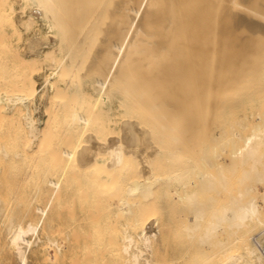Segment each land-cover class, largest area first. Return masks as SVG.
Masks as SVG:
<instances>
[{
  "label": "bare ground",
  "instance_id": "bare-ground-1",
  "mask_svg": "<svg viewBox=\"0 0 264 264\" xmlns=\"http://www.w3.org/2000/svg\"><path fill=\"white\" fill-rule=\"evenodd\" d=\"M23 1L31 6L29 15L24 19L25 26L29 27L36 19H44L48 24L44 36L50 38V41H48V48L42 49L41 52L32 57L19 55L12 56L7 60V54L4 52L12 43L11 40L0 37V126L4 121V116L8 114L5 112H15L24 118L27 136L24 138H27L29 142L38 140L42 144L47 136L52 132L54 133L53 125L47 123L49 116L45 121L47 125L44 123L43 126H46L41 129L39 117H35L31 112L32 103L35 102V95L39 90L36 86L34 73L40 69V63L44 62L50 67L46 81L53 90L52 100L49 98L51 102L56 103L64 97H61L62 95L66 97L68 94L69 96L68 100L62 99V102H64L65 107L67 103H71L70 113L66 111L67 117L64 114L61 116H65L62 119L64 122L69 115L67 126L70 128L69 131L72 130L76 134H73L76 138L74 146L72 141L70 143L72 148L62 149L63 151L59 149L62 154L57 153L64 160L61 170L53 174L48 173L47 176L46 171L42 172L46 178L41 176L42 173L40 175L43 184L40 185L39 189L47 195L48 200L45 204H37V210L41 213L38 218H30L26 222L15 221L17 211L11 210L10 214L15 213L16 215L13 218L5 209V205L9 203V192L0 191V217L5 215L9 220L8 247L20 258L21 262L28 264V249L33 242L29 233L38 231L41 222L48 214L49 208L54 206L55 201L63 196L75 197V194L69 193L72 184L70 172L76 175L80 171L88 179L94 181L92 183H106L109 188L102 186V189H110L109 192H105L108 195L114 193L111 189L122 190V188L124 194L127 192L129 195L122 196L123 191L120 193L116 190V194L120 193L121 197L118 194L119 197L116 201L110 200L111 202H109L114 206L112 212L117 216L118 214L119 216L120 214H122L121 216L124 215V220H121L119 216L117 221L108 219L107 225L109 226L99 234L97 233V237L94 238L100 243L105 242L106 244L108 241L107 243L112 247L109 248L110 251L112 249L115 251L114 254L123 255V264H162L166 259H160L156 256L157 248H161L160 246L170 237L173 238L172 240L181 237L177 234H184L189 241L197 240L194 241L197 242V244L195 243L197 247H191L189 244L190 247L187 248L188 243L185 244L183 239L184 242L181 244L185 245L186 249L183 247V250H179L178 254L175 253V257L173 254L172 259L185 258L186 263L182 260L184 264H264V238H259L264 233V163L262 162L264 153L261 151L264 148V108L261 109V112H257L259 114H255L258 115V119H252L254 120L253 123L248 120L250 114L244 110L254 100L259 99L264 102V0H116L115 7L113 6L115 0L113 2L110 0H108L109 2L106 0L102 2L101 0L103 4L99 0H88L89 3L93 4L94 2L93 7L98 1L101 6L107 2L110 3L108 6H113L111 11L114 15L112 17L107 5L105 8L107 7L106 10L109 11L108 15H111L113 23L107 19V16L105 19L102 18L105 14L107 15L108 11L104 8L102 12L103 7H97V4L96 7L99 10L102 8L100 11L102 14H98L101 17L100 20L97 15L99 12L84 9L86 12L89 11L86 13V19L90 16L88 14L96 13L92 14L94 17L91 16L93 20L90 21L89 18L87 22L95 23L97 20L94 21V18L96 17L100 21L96 22V26H98L97 23H103L107 20L108 24L111 23V28L108 29L110 32H107L110 33V41L108 45L107 43L101 45L106 47V50L102 48L101 50L107 53V50L110 49L108 55L113 56L112 62L111 57H109V61H106L108 64L102 66L107 68L111 62L110 69L107 68L108 71L106 70V77H97L92 83L96 94L90 95L89 93V97L87 96L88 89L82 85L83 73L78 74L73 81L70 80L72 82L70 84L68 83L69 79L67 80L75 70H78L76 68L78 63H75L74 55L76 54V57L81 60L79 54L83 53L79 52L80 49H75V46L78 47L79 45L82 50H86L82 46L84 47L88 40L86 37L88 34L84 35L88 32L80 31L83 32L80 35L84 36L80 38L73 36L74 38L69 45L65 43L69 27L63 23L67 27L65 28L61 24L62 21L59 23L56 19V16L59 19L58 13L64 6L60 5L62 3L60 0H58L59 4L56 0ZM82 1L84 2V0ZM97 8L95 10L99 11ZM92 9L94 10V8ZM14 10V0H0V24H2L0 36H8L7 23L12 25L13 32H19ZM109 16L108 18H110ZM62 17H64V13ZM81 22L79 21V23ZM87 22L85 21L86 27L87 24L90 26V23ZM107 23L104 25L107 26ZM93 25L95 26V24ZM93 25H91V30ZM104 25L99 24L98 28L102 27L103 30ZM74 28L72 29L74 30ZM98 28L95 29L94 27V31ZM82 30L84 29L82 28ZM75 31L74 33H77L78 37V32ZM87 31L89 30L87 29ZM97 35L98 38L100 34ZM100 41H98L99 44ZM86 44L88 45V43ZM64 45L67 47L64 48ZM58 48L64 50L59 52ZM94 51L96 52V50ZM99 54L102 55L103 52ZM81 56V58L86 57ZM105 57L93 56L88 62L93 64L91 65L93 67L99 64L97 65L99 67ZM82 60L80 62L84 63H80L79 69L85 67L84 64H87L88 57ZM6 63L11 66L9 72L6 71ZM103 68L102 71H104ZM6 72L8 76H11L8 73H12L13 80L1 87ZM87 72L89 71L87 70ZM103 75L105 76V73ZM114 89L118 93L120 92L117 100L107 104V100L111 97L110 93ZM114 106H122L121 113L128 114L126 117H122V133L115 135L112 131L106 136L104 134L96 136V133H101L108 127L102 123L103 121L112 120L116 122L118 120L114 114L109 112ZM53 107H55L54 104ZM107 111V115L103 116ZM144 112L145 115H142ZM233 112H240V114H235L234 118H225L233 116ZM130 116H134V118ZM142 116L145 118L144 120ZM66 123L64 122L65 125L60 129L66 128ZM150 126L152 129L157 128V132H151ZM152 133L158 135V140L156 139L155 143L151 139ZM18 136L21 137L22 135ZM68 136L66 137L67 141L71 140ZM45 137L46 139H44ZM50 138L47 139L49 145ZM17 139L16 142H18ZM67 144L69 145V143ZM44 145H46L45 142ZM9 146L7 145V147ZM40 146L38 147L40 148ZM0 149L6 155L9 154L5 146L2 145ZM35 150L34 152H36ZM31 151L29 152L31 153ZM21 152L17 151L19 156L13 158L18 159V161L24 160ZM34 152L32 151L35 155ZM261 153L263 154L262 158ZM100 154H103V157H99ZM21 156L23 157L22 160H20ZM8 158L10 160L11 157ZM57 158L60 161V157ZM15 159L13 162L17 165L18 161L16 160L17 163H15ZM61 162L63 161L61 160ZM246 163H250V171L254 170L252 171L253 174L256 172L257 176L250 173L254 176H252L253 180L256 177L255 182L251 180L252 177L249 178L250 175H247L249 174V170H247L249 167H244ZM47 164L48 161L45 165L47 166ZM57 165L58 162L55 166ZM74 165L79 167V171H75V168L71 170ZM228 165H231L230 168L233 171L235 170L234 174L228 170ZM241 165L244 169L242 167V170L239 171L238 176L240 178H238L235 173L238 169L240 170ZM33 166L31 164L32 174L34 172ZM10 167H7L9 169H7L6 174L7 172L13 173L11 171L13 167L12 169ZM42 167H39L40 170ZM48 167L43 168L48 170ZM17 171L14 172V175L18 173ZM29 172L26 174L28 175ZM229 172L237 177V179L231 177L232 182L234 179L232 184H237L235 188L233 187L235 190L229 189ZM18 174L21 175V173ZM49 174L50 176H48ZM242 174H246L247 177H244L247 179H241L243 178ZM17 178L15 177V180ZM235 179L237 180L236 183ZM238 179H241L239 180L240 183L244 180H247L245 183L250 180L251 182L245 185L238 184ZM79 181L78 183H80ZM258 182L262 184V188ZM106 184L104 185L106 186ZM94 185L99 187L97 183ZM86 190L83 189L80 193H85ZM98 192L100 193V188ZM105 193H100V196L104 197ZM100 196L97 195V199ZM27 199L29 200V197ZM102 200L96 202H102ZM105 200H107L106 197ZM16 206L20 207V204ZM181 229L184 230V233L180 234L183 232ZM220 231H226L227 235L225 238L216 239ZM33 237H35L34 233ZM182 237L184 236L182 235ZM48 241L58 244L56 239L50 238ZM170 246V248L177 247V245ZM58 248L60 251L61 246L59 244ZM100 249L101 247H99ZM92 250H96V248ZM89 251L91 253V250ZM166 251L169 250L166 249L164 252L167 253ZM112 256L110 255V257Z\"/></svg>",
  "mask_w": 264,
  "mask_h": 264
},
{
  "label": "rangeland",
  "instance_id": "rangeland-1",
  "mask_svg": "<svg viewBox=\"0 0 264 264\" xmlns=\"http://www.w3.org/2000/svg\"><path fill=\"white\" fill-rule=\"evenodd\" d=\"M66 0H63V1H61L60 0V2H62V3H60V2H58V0H56V2L59 4L60 3V5H64L63 6V8H61L60 10H61V14L60 13H58L59 14V19H58V17L56 16V19L58 20V22L59 23H61L60 21H62V23L61 24H66V26L67 27H69L68 28V31L65 29V31H67V33H66V37H65V43H68L69 45L71 44L70 42L73 40V38L75 37V38H80V37H82V36H84V35H87L88 34V36H86L87 37V42L86 43H88V45L85 43L84 44V47L82 46V45H80V46H82V48H86V50H82L81 49V47H79V45H78V47H77V45L74 47L75 49H80V51L79 52H83V53H80L79 54V52H78V54L80 55V59L81 60H79V58H77L76 57V54L74 55L75 57L74 58H76V61H75V63L77 62L78 64H77V66L78 67H76L78 70H75L74 71V73H73V75L72 74H70V75H72L70 78L68 77L67 78V80H68V83L70 84V83H72L71 81H73L74 80V78H76L77 77V75L78 74H80V73H83V79H82V85L86 88V89H88V94H87V96L89 97V93H90V95L91 94H96V90L93 88V86H92V83L97 79V77L98 78H103V77H106V72L108 71V69L107 68H109V67H111V65H110V63L112 62V60H113V56L112 55H108V51L110 50V49H108L107 50V53H105L106 51H103V50H106V47L105 46H101V45H105L106 43H107V45H108V43H109V41H110V33H107L108 31L110 32V30H108V29H110L111 28V23L110 22H112L113 23V20H112V17L114 16L112 13V11H111V7H112V10H113V6L115 7V4H116V0L114 1V0H110L111 2H113L112 4H113V6L111 5V7H109L108 6V4L110 5V3H108L109 1L108 0H106V1H108L105 5H107L108 6V8L107 9H110L109 11H111V15H112V17H111V15L109 16L108 14H109V11L108 10H106V8H105V5H103V6H101L99 3L101 2V0H99L97 3H95V7H96V4H97V7H103V10H102V8H101V10H102V12L104 11V8H105V10L106 11H108L107 12V15L105 14L102 18H106L105 16H107V19L110 21L109 23L110 24H108L107 23V21L105 22V21H103V20H101V21H103V23H97L98 24V26H96V22L98 21V22H100L99 20H100V15H98V14H102V12L100 13V11L101 10H99L97 7V10H99V11H96L95 9V7H93L92 5L94 4V2H93V4L90 2L89 3V1L88 0H84V2L81 0H67L66 2H65ZM75 1V2H74ZM80 1V2H79ZM95 1V0H94ZM55 2V3H56ZM68 2V3H67ZM77 2V3H76ZM102 2H105V0H102ZM101 2V3H102ZM64 3H67V4H64ZM83 3V4H82ZM87 3V4H86ZM89 4V5H88ZM103 4V3H102ZM14 5H15V10H14V17H15V20L17 21V23H18V25H19V32H13V30H12V25L11 24H6V27L8 28V36L6 37V36H3V35H1L0 37H1V39H4V38H7L9 41L11 40V43L13 44V46H12V44L9 46V47H7L6 48V51L4 52L5 54H7V60H9V58H12V56H25V57H32V56H34V55H36V54H38L39 52H41L42 51V49H45V48H48V41H50V38L48 39V37H46V36H44V31H46L47 29H48V24H47V22L44 20V19H41V18H39V19H36V20H34L33 21V23L29 26V27H27V26H25V24H24V19H26L27 18V16L29 15V13H30V10H31V6L29 5V4H25L24 3V1L23 0H21V1H19V0H14ZM25 5V6H24ZM67 5V6H66ZM72 5V6H71ZM77 5V6H76ZM99 5V6H98ZM30 6V7H29ZM58 6V5H57ZM62 6H60V7H62ZM66 6V7H65ZM71 6V7H70ZM84 6V7H83ZM91 6V7H90ZM89 7V8H88ZM59 8V7H58ZM73 8V9H72ZM87 8V9H86ZM91 8V9H90ZM92 8H94V10L92 9ZM87 11L88 9H89V11H94V12H99V13H97V15L99 16H97L98 18H99V20H98V18H94V21H95V19L97 20V21H95V23L94 22H89L90 23V26H88L89 24H87V27H86V23H85V21L87 22V20L90 18V21H91V19L93 20V18H91V16H92V14L94 15V14H96V13H94V12H92L91 14H88V15H90L89 17H87V19H86V13H89V11L88 12H86L85 10ZM70 11V12H68V11ZM73 10V11H72ZM78 10V12H76ZM80 10V11H79ZM84 10V11H83ZM65 11V12H64ZM20 12H22V13H20ZM76 12V13H75ZM80 12H82V13H80ZM85 12V13H84ZM63 13H64V17H62L63 16ZM75 13V14H74ZM57 14V15H58ZM69 14V15H68ZM79 17H78V16ZM66 16V17H65ZM108 16L110 17V18H108ZM17 17V18H16ZM61 17V18H60ZM73 17V18H72ZM81 17V18H80ZM92 17H94V16H92ZM76 18V19H75ZM79 18V19H78ZM69 19H70V21H72V22H70L69 21ZM114 19V18H113ZM56 20V21H57ZM81 20H83L82 22H81ZM19 21V22H18ZM64 21V22H63ZM67 21V23H65ZM69 21V22H68ZM79 21L81 22V23H79ZM87 22V23H88ZM21 23V24H20ZM23 23V24H22ZM70 23V24H69ZM105 23H107L106 25L107 26H105L104 24ZM64 24H63V26H64ZM93 24H95V26L93 25ZM99 24H103L104 26H103V30L101 29L102 27H100V29L98 28L99 27ZM21 25V26H20ZM74 25H76V26H74ZM80 25V26H79ZM84 27H86V28H84ZM91 25H93V27H92V30H91ZM109 25V26H108ZM101 26V25H100ZM36 27H38L37 29H36ZM65 27V26H64ZM67 27H65V28H67ZM74 28V27H76V28H74V30L72 29V28ZM84 29V30H82V28ZM94 27H95V29H97L98 28V30H95L94 31ZM107 27V29H105ZM110 27V28H109ZM1 28H2V24H0V30H1ZM35 28V29H34ZM34 29V30H33ZM86 29V30H85ZM87 29L89 30V31H87ZM104 29H105V31H104ZM70 30V31H69ZM76 30V31H75ZM78 30V31H77ZM74 31L75 32H78V37H77V33H74ZM80 31H86V32H88V33H86V34H84V35H80V34H83V32H80ZM94 31V32H93ZM98 32V33H97ZM37 33V34H36ZM70 33V34H69ZM85 33V32H84ZM94 33V34H93ZM1 34V33H0ZM73 34V35H72ZM93 34V35H92ZM97 34H100L99 35V37L97 38ZM91 35V36H90ZM97 35V36H96ZM103 37H102V36ZM28 36V37H27ZM41 36V37H40ZM72 36V37H71ZM74 36V37H73ZM93 36V37H92ZM68 37V38H67ZM90 37V38H89ZM91 37H92V41H91V43H90V40H91ZM101 37V38H100ZM106 37V38H105ZM108 37V38H107ZM43 38H45V39H43ZM95 38V39H94ZM97 38V39H96ZM42 39V40H41ZM71 39V40H70ZM94 39V40H93ZM102 41H100V40ZM104 41H103V40ZM96 40H97V43H96ZM107 40H108V42H107ZM43 41H44V43H43ZM89 41V42H88ZM98 41H100V44H99V42ZM92 42H93V44H92ZM43 43V44H42ZM94 43H96V44H94ZM90 44V45H89ZM92 44V45H91ZM101 46H99V45ZM39 45V46H38ZM91 46V47H90ZM93 46H94V48H93ZM98 46V47H97ZM35 47V48H34ZM67 46H65L64 45V48H66ZM92 48L91 50H90V48ZM103 47H105V48H103ZM38 48V49H37ZM74 48H73V50H74ZM101 48L103 49V50H101ZM107 48H109V47H107ZM30 49V50H29ZM77 49V50H78ZM89 49V51H87ZM37 50V51H36ZM64 49H60V48H58V51L59 52H62ZM82 50V51H81ZM94 50H96V52L94 51ZM99 50V51H98ZM90 51H91V53H90ZM93 51V52H92ZM101 52H103V54L101 55V54H99V53ZM3 53V54H4ZM34 53V54H33ZM74 53H75V51H74ZM77 53V52H76ZM110 53H111V51H110ZM17 54V55H16ZM27 56H26V55ZM31 54V55H30ZM33 54V55H32ZM96 54V55H95ZM81 55H84V56H86V57H83V58H87L88 57V60H87V64L85 63L84 64V66L85 67H82L81 69H79V67H80V63H82V62H80V61H83L82 59L83 58H81L82 56ZM101 56V58H102V56H106L105 58H103V61H102V64H100V68L97 66V65H99V64H96V65H94V67L93 66H91V65H93V64H89V60L93 57V56ZM72 56V55H71ZM79 57V56H78ZM109 57H111L110 58V60H111V62L109 63V65L107 66V68H103L104 66H106L108 63L106 62V61H109L108 59H109ZM72 58V57H71ZM104 59H106V60H104ZM75 60V59H74ZM79 62H78V61ZM84 60H86V59H84ZM102 60V59H101ZM9 62V61H8ZM41 63H42V65H41ZM40 63V69H38V70H36L35 71V77H36V86L39 88V90L37 91V93H36V95H35V102H33L32 103V108H31V112H32V114L35 116V117H39V125H40V128L41 129H43L46 125H47V123H50V124H52L53 125V130H54V133L52 132L49 136H47V139L49 140V138H50V136H51V138H50V141H49V143H50V145L48 144V141H47V139H46V137L44 138V139H46V140H43V142H42V144H41V142H38V140L37 141H35V142H29L28 140H27V138L25 139L24 137H27L26 136V127H25V124H24V118H22L20 115H19V113H15V112H5V113H8V114H6L5 116H4V121H2V124H1V126H0V147L3 145V146H5L6 148H7V150L9 151V154L8 155H6L1 149H0V191H3V192H9V196H10V198H9V203H11V205H9V203H7L6 205H5V209L7 210V213L9 214V215H11L13 218L16 216L15 215V213L14 214H10L11 213V210L12 211H17L16 213H17V217H15L14 219H15V221H23V222H26L28 219H30V218H38L40 215H41V213L37 210V204L38 203H41V204H45L46 202H47V200H48V197H47V195L46 194H44L43 192H41V190L39 189V187H40V185H42L43 184V181H42V177L41 176H45L43 173L45 172V174H46V176H47V174L48 173H54V172H56V171H59V170H61V166H62V163H64V160L63 159H61L62 157L61 156H59L58 154H62V149H65V148H72L73 146H74V141H75V138H76V136H74L73 134H75L72 130H70L69 131V129L70 128H68L69 126H67L68 125V121H67V119L69 118V115H68V118L66 119V120H64V122L66 123V128H62L63 129V131H61L62 129H60L62 126H64L65 124H64V122H63V120L62 119H64L63 117H65L66 116V111H67V113H70V106H71V103H67L68 104V106H67V104H66V107L64 106V102H62L63 100H68L69 99V96H68V94L66 95V97H65V95H62L61 97H63V98H60L61 99V101H57L56 103H53V102H51V100H52V94H53V90L51 89V87H50V84L49 83H47V81H46V76H47V74L50 72V67L46 64V63H44V62H41ZM84 63V62H83ZM82 63V64H83ZM83 66V65H82ZM88 66H91L92 67V70H90V68L88 67ZM96 66V67H95ZM103 66V67H102ZM11 66H8V63H6V71L7 72H9V68H10ZM99 69H98V68ZM86 68V69H85ZM102 68L104 69V71H102ZM48 69V70H47ZM95 69H97V70H95ZM110 69V68H109ZM88 70L89 72H87L86 73V71ZM98 70H100V71H98ZM107 70V71H106ZM82 71V72H81ZM84 71V72H83ZM7 72H6V77L4 78V80H2V83L3 84H1V87L3 86V85H6V84H8V83H11L12 82V80H13V76H12V73L10 72V73H8V74H10L11 76H8L7 75ZM105 73V76L103 75L104 73ZM101 73V74H100ZM103 75V76H102ZM9 77V78H8ZM11 77V78H10ZM5 79H6V81H5ZM71 80V81H70ZM48 88V89H47ZM51 89V90H50ZM117 91V90H116ZM115 91V89H114V91H112L111 93H110V96L111 97H109L110 99H108L107 100V104H110V103H114V101L116 102V100H117V97H118V95H119V93H118V91L116 92ZM112 94V95H111ZM51 95V96H50ZM51 100H50V99ZM66 98V99H65ZM63 99V100H62ZM112 99V100H111ZM49 101H50V103H49ZM69 102V101H68ZM263 101H260L259 99H257V100H254L253 102H250L247 106H246V108L244 109L248 114H250V117L248 118V120L250 121V122H252L253 123V121L254 120H256V119H258V115H255V114H259V113H257V112H261V109L262 108H264V106H263V104H264V102H263V104H261ZM59 103V104H58ZM49 104V106H47ZM53 104L55 105V107H53ZM116 104V103H115ZM261 104V105H260ZM249 105H251V106H249ZM47 106V107H46ZM261 106V108H259ZM48 107H49V109H48ZM251 107V108H250ZM259 109H258V108ZM58 108V109H57ZM64 108H65V111H64ZM55 110V111H54ZM60 110H61V112H60ZM122 110H123V108H122V106H114V108H112V109H110L109 110V112L110 113H112V114H114V116L115 117H117L118 118V120L116 121V122H113L112 120L110 121V120H105V121H103L102 123L103 124H105V125H107L108 127L103 131V132H101V131H98V132H101V133H96L95 135L97 136V135H103L104 134V136H106L107 134H109V133H111L112 131L114 132L113 134H115L116 135V133L118 134V135H120L121 133H122V130H121V127H122V124H123V122H122V120H123V118L124 117H126L128 114H125V113H121L122 112ZM63 111V112H62ZM53 112V113H52ZM55 112V113H54ZM106 113H108V111L107 112H105L104 114H103V116H106L107 114ZM234 114H233V116H230V117H225L226 119H228V118H234V115L235 114H237L238 112H233ZM52 114V115H51ZM54 114V115H53ZM55 114H57V115H55ZM61 114H64L65 116H61ZM148 113L146 112V115H147ZM238 114H240V112L238 113ZM237 114V115H238ZM40 115V116H39ZM142 115H145V112H144V114H142ZM150 115V114H149ZM47 116V117H46ZM48 116H49V120H52V121H49V120H47V118H48ZM51 116V117H50ZM57 116H59L58 118H56ZM124 116V117H123ZM225 116V115H224ZM67 117V116H66ZM123 117V118H122ZM131 118H134V116H130ZM143 117V116H142ZM146 117V116H145ZM147 117H148V115H147ZM22 118V119H21ZM51 118V119H50ZM55 118V119H54ZM42 119V120H41ZM145 118L143 117V120H144ZM252 119H254V120H252ZM47 120V123L45 122ZM146 120H147V118H146ZM14 121V122H13ZM22 121V122H21ZM49 121V122H48ZM63 122V123H62ZM121 122V123H120ZM144 122V121H143ZM44 123L46 124L45 126H43L44 125ZM55 123V124H54ZM58 123V124H57ZM11 124V125H10ZM59 124H61V126H58ZM22 125V126H21ZM24 126V127H23ZM55 126V127H54ZM59 129H58V128ZM98 127V126H97ZM20 128V129H19ZM57 128V129H56ZM68 128V129H67ZM150 128H151V132H154V133H156L157 131V128H153L152 129V127L150 126ZM108 129H110V130H108ZM114 129H116L117 131H115ZM119 129V130H118ZM17 130V131H16ZM19 130V131H18ZM66 130V133L64 134V131ZM95 130H97V128H95ZM56 131V132H55ZM110 131V132H109ZM16 132H18V133H16ZM60 132H62L61 134H60ZM71 132V133H70ZM95 132H97V131H95ZM94 132V133H95ZM56 133V134H55ZM22 135L21 137H19L18 135ZM61 135V136H60ZM64 135V136H63ZM68 135H70V136H68ZM76 135V134H75ZM154 134L152 133L151 134V139H153L154 140V143L158 140V135L156 134V135H154V137H152ZM17 136V137H16ZM53 136H56V137H53ZM59 136V137H58ZM69 137V139H71V140H66V137ZM17 138H19V139H17V141L18 142H16V139ZM54 140H53V139ZM68 139V138H67ZM157 139V140H156ZM14 140V141H13ZM24 140V141H23ZM26 140H27V143H26ZM56 140V141H55ZM153 140H152V142H153ZM10 141V142H9ZM11 141H12V144H10L11 143ZM40 141V140H39ZM47 141V142H46ZM65 141V142H64ZM67 141V142H66ZM71 141H72V145H70V143H71ZM16 144H15V143ZM38 142V143H37ZM44 142L46 143V145H44ZM8 143V144H7ZM52 143V144H51ZM67 143H69V145L67 144ZM5 144V145H4ZM14 144H15V147H14ZM19 144V145H18ZM55 144V145H54ZM64 144V145H63ZM7 145L9 146V145H11V146H9V147H7ZM41 145V146H40ZM44 145V146H43ZM18 146V147H17ZM22 147V149H21V147ZM26 148H25V147ZM36 146H37V148H36ZM38 146H40V148L38 147ZM48 146V147H47ZM54 146V147H53ZM71 146V147H70ZM42 147V148H41ZM43 147H45V148H43ZM50 147V148H49ZM56 147H57V151H56ZM10 150H9V149ZM50 149V150H48V149ZM17 149V150H16ZM36 149V150H35ZM47 151H46V150ZM59 149H61V150H59ZM264 148H262V150L261 151H263V153H264V150H263ZM25 150H28V151H26L25 152ZM30 150H32L33 152H34V150L36 151V152H34L35 153V155L32 153V151H31V153L29 152ZM44 150V151H43ZM52 150H54L53 151V153H52ZM17 151H22L21 153L23 154H21L22 156H24V160H22L23 159V157L21 156L19 159L20 160H22L23 161V163H22V161H18V159H15L17 156H19V155H17ZM41 151V153L42 152H44V153H39ZM46 151V152H45ZM56 151V152H55ZM16 154H15V153ZM27 153V154H26ZM37 153H39V154H37ZM50 153H52V154H50ZM56 153V154H55ZM58 153V154H57ZM2 154V155H1ZM60 154V155H61ZM10 155V156H9ZM12 155H14V156H12ZM26 155V156H25ZM55 155V156H54ZM101 155V156H100ZM99 155V157H103V154H100ZM261 158L263 157V154L261 153ZM16 156V157H15ZM32 156V157H31ZM38 156V157H37ZM8 157H11L12 158V160H11V158H10V160H9V158ZM13 157H15V158H13ZM57 157H60V161H58L59 159L57 158ZM3 158V159H2ZM4 158H6L7 159V161H6V159L4 160ZM54 158V159H53ZM15 159V163H17V161H18V164L16 165V164H14V162H13V160ZM51 159V160H50ZM9 160V161H8ZM17 160V161H16ZM54 160L56 161L55 163H54ZM61 160L63 161V162H61ZM264 158H262V162L264 163ZM37 161V162H36ZM46 161H48V164H47V166L45 165L46 164ZM11 162V163H10ZM24 162H26V163H24ZM57 162H58V167L57 166H55L56 164H57ZM60 162H61V164H60ZM262 162H260L261 164H263ZM4 163V164H3ZM10 163V164H9ZM29 163V164H28ZM45 163V164H44ZM251 163V162H250ZM250 163H246L245 165H244V167L245 168H248L247 170H249V174H247V175H250L249 176V178L250 177H252L253 175L255 176L256 175V172H255V174H253L254 172H252V171H254V170H251L250 171V167L251 166H249V164ZM260 163H259V166H260ZM14 164V165H13ZM23 164V165H22ZM31 164H32V166H33V174H32V167H31ZM37 164H40V165H37ZM55 164V165H54ZM8 165V166H7ZM22 165V166H21ZM25 165H27L26 167H25ZM45 165V166H44ZM264 165V164H263ZM262 165V166H263ZM4 166V167H3ZM11 166V167H10ZM14 166H16V167H14ZM18 166V167H17ZM41 166H43V167H48V170H46V168H43L42 167V170H40V168H41ZM60 166V167H59ZM229 166V165H228ZM7 167H10L11 169H12V167H13V169L11 170L13 173L12 174H9L8 172H7V174H6V171H8L7 169H9V168H7ZM39 169H38V168ZM57 167V168H56ZM225 167H227V166H225ZM225 167H224V169H225ZM231 167V165L228 167V170L230 171L231 170V172H233V174H234V171H233V169H231L230 168ZM234 167V166H233ZM232 167V168H233ZM242 167H243V165H241V167H240V170L238 169V171H236V173L235 174H237V177L238 178H240V176H238V173H239V171H241L242 170ZM244 167H243V169H244ZM16 170H15V169ZM19 170H18V169ZM25 170V172H24V170ZM75 168V169H74ZM238 168V167H237ZM237 168H234V169H237ZM261 169L263 168V167H260ZM4 169V170H3ZM22 169V170H21ZM35 169H37V170H35ZM57 169V170H56ZM72 169H74L75 171H79L78 169H79V167L78 166H75L74 165V167H72L71 168V170ZM227 169V168H226ZM10 170H9V172H10ZM18 170V171H17ZM44 170V171H43ZM50 170V171H49ZM228 170H225L226 172L228 171ZM2 171V172H1ZM18 172V173H21V175L20 174H18V173H15L16 175H14V172ZM30 171V172H29ZM244 172H245V170H243ZM27 172H29L28 173V175L26 174ZM43 172V173H42ZM225 172V173H226ZM244 172H242V173H244ZM3 173V174H2ZM11 173V172H10ZM40 173V174H39ZM41 173H42V175H41ZM79 173H81L80 171H79ZM78 172L76 173V175H73L72 174V172H70V177H71V179H72V184H71V191L69 192V193H71V194H75V197H71V198H69V197H67V196H63L62 198H60V199H58V200H56L55 201V204H54V206H52L51 208H49V211H48V214L46 215V217H45V219L43 220V222H41V224H40V226H39V229H38V231L37 232H31V233H29V237L33 240V242H32V246L28 249V256H29V259H28V264H112L113 263V260H114V263L113 264H123L122 262H123V260H122V258H124L123 257V255H116V254H114V252L115 251H113L112 249H111V251L109 250V248H112L107 242L108 241H106V244H105V242H99V241H95V237H97V233L99 234L101 231H104L105 229H106V227L107 226H109V225H107V222L110 220H114V221H117V220H119V218L121 219V220H124V215L123 216H121L122 214H120V216H119V214H118V216H119V218H118V216L117 215H115L113 212H112V209H113V204L111 205V201L113 202V201H116L117 200V198L119 197L118 196V194L120 195V197H121V194L120 193H122V191H123V188H122V190L121 189H119V190H117V189H111L112 190V192H114V193H111L110 195H108L107 193H105V192H109L110 191V189L108 190V186H107V184L106 183H99V182H96L97 184H99V187H98V185H94V184H96V183H92V182H94V181H92L91 179H88L87 178V176H85V174L83 175V173H81V174H79ZM230 173V172H229ZM250 173H252L253 175H251ZM6 174V175H5ZM23 174V175H22ZM77 174H78V176H77ZM228 174V173H227ZM232 173H230V175H229V177H230V182L228 183V185L230 186H228L229 187V189L231 188H235L236 187V185H234V184H232V183H234V179H233V182H232V180H231V177L233 176V175H231ZM240 174V173H239ZM244 175V174H242L241 176L243 177V178H241V179H247L246 177H247V175ZM25 175V176H24ZM30 175V176H29ZM33 175H35V176H33ZM41 175V176H40ZM7 176V177H6ZM29 178H28V177ZM39 176H40V179H39ZM46 176L45 177H43V178H46ZM48 176H50V174L48 175ZM244 176H246V177H244ZM253 176V177H254ZM257 176V175H256ZM15 177L17 178L16 180H15ZM33 177V178H32ZM35 177H37V178H35ZM233 177H236V176H233ZM237 177H236V179H237ZM253 177H252V179L251 180H253ZM21 178V179H20ZM25 178V179H24ZM27 178V179H26ZM77 178H78V180H77ZM84 178V179H83ZM256 178V177H255ZM254 178V180H253V182H255V179ZM2 179V180H1ZM15 181H14V180ZM18 179H20L19 181H18ZM34 179H35V181H34ZM79 179H80V181H79ZM235 179V180H236ZM241 179H238V184L240 183L239 182V180H241ZM249 179V180H250ZM11 180V181H10ZM12 180H13V183H11L12 182ZM24 180V181H23ZM27 180V181H26ZM38 180V181H37ZM248 180V181H249ZM251 180L249 181V182H247V183H250L251 182ZM78 181L80 182V183H78ZM247 180H244L242 183H240V184H247V183H245ZM18 182V183H17ZM237 182V180L235 181V183ZM92 183V184H91ZM259 183V185L261 186V188H262V184H260V182H258ZM25 184V185H24ZM103 184V185H102ZM104 184H106V186L104 185ZM233 185L232 187H231V185ZM23 185V186H22ZM31 185H32V187H31ZM92 185V186H91ZM102 186L103 187H108L106 190L105 189H102ZM242 185H240V187H241ZM25 187V188H24ZM88 189H87V188ZM95 187V188H94ZM97 187V188H96ZM238 187V186H237ZM243 187V186H242ZM5 188V189H4ZM10 188V189H9ZM15 188H16V191H14L15 190ZM20 188V189H19ZM24 188V189H23ZM80 188H81V190H83V189H87L86 190V192L85 191H83V192H85V193H80L81 192V190H80ZM99 188H100V193H105L104 194V197L103 196H100V193L98 192L99 191ZM233 188V189H234ZM12 189V190H11ZM26 189V190H25ZM33 189H34V191H33ZM96 189H98L97 191H95ZM125 189V188H124ZM232 189V190H233ZM118 192H120V193H117L116 194V192L117 191ZM227 190V189H226ZM235 190V189H234ZM23 191V192H22ZM26 191H27V193H26ZM125 191H127L126 189H125ZM13 192H14V194H13ZM16 192V193H15ZM17 192H19V193H17ZM36 192V193H35ZM97 192V194H95ZM12 193V194H11ZM43 193V194H42ZM87 193V194H86ZM16 194H18V195H16ZM31 194H32V196H31ZM86 194V195H85ZM12 195H14V196H12ZM15 195H16V197H15ZM24 195V196H23ZM98 195V197L100 196V198L99 199H97L98 197H96ZM106 195V196H105ZM109 196V200H108V196ZM18 196V197H17ZM20 196V197H19ZM26 196V197H25ZM31 196V197H30ZM111 196V197H110ZM122 196H129L128 195V193L127 192H125V194H124V191H123V193H122ZM14 197V198H13ZM29 197V200L27 199ZM96 197V198H95ZM105 197L107 198V200H108V202H107V200H105ZM74 198V199H73ZM102 198H104V200L106 201H104V200H102ZM14 199V200H13ZM19 199V200H18ZM20 199H23V200H20ZM25 199V200H24ZM94 199V200H93ZM102 200V202H98L99 203V205H98V203L96 202L97 200ZM111 200V201H110ZM11 201V202H10ZM74 201V202H73ZM110 201V202H109ZM58 202V203H57ZM61 202V203H60ZM104 202V203H103ZM20 204V207L19 206H16V205H18V204ZM25 203V204H24ZM28 203V204H27ZM103 203V204H102ZM92 204V205H91ZM97 204V205H96ZM108 204H110V205H108ZM3 206H4V204H2ZM9 205V206H8ZM91 205V206H90ZM107 205V206H106ZM69 206H71L70 208H68ZM97 206H98V208H97ZM23 207V208H22ZM25 207V208H24ZM103 207H105V209H103ZM110 208V209H108V208ZM9 208V209H8ZM18 208V209H17ZM19 208H21L20 210H19ZM97 208V209H96ZM107 208V209H106ZM3 209H4V207H3ZM15 209V210H14ZM27 209V210H26ZM9 210V211H8ZM96 210V211H95ZM100 211L101 210V212H98V211ZM111 210V211H110ZM94 212H95V215H94ZM99 214H97V213ZM109 212H110V214H109ZM13 213V212H12ZM7 214V215H8ZM97 214V215H96ZM37 216V217H36ZM97 216V217H96ZM5 215H1V217H0V264H23V262H21V260H20V258L8 247V241H9V236H10V229L8 228V224H9V220L7 219V216L5 217ZM17 218V219H16ZM94 218V219H93ZM107 218V219H106ZM117 218V219H116ZM3 219H4V221H3ZM7 219V220H6ZM109 219V220H108ZM5 220H6V222H5ZM5 222V223H4ZM7 223V224H6ZM64 226V227H63ZM95 226H96V228H95ZM98 226V227H97ZM105 226V227H104ZM94 227V228H93ZM98 228V229H97ZM93 229V230H92ZM182 230V229H181ZM67 231V232H66ZM96 231H98V232H96ZM183 232H180V234L181 233H184V230H182ZM33 233H34V236L35 237H33ZM90 235V236H89ZM93 235V236H92ZM96 235V236H95ZM182 235L184 236V237H182ZM182 235H178L177 234V236H181V237H178V239L177 240H172L173 238H169V239H167L166 240V242L165 243H163L162 244V246H160L161 245V243L160 244H158L161 248H157L158 250H157V257H159L160 259H166V261L164 262H162V264H184V262L182 261V260H184L185 261V263H186V260H185V258H179V259H172V256H173V254H174V256L173 257H175V253L176 254H178L179 253V250H183V247H184V249H186V247H185V245H182L181 243L182 242H184V240H185V244H186V242L188 243V247L187 248H189L190 246H189V244L191 245V247L192 246H195V243L197 244V242H194L196 239H194V241L192 240V241H189V239L188 238H186L185 237V235L184 234H182ZM226 235H227V232L226 231H220V233H219V235L217 236L218 238H216V239H219V238H225L226 237ZM171 236H172V234H171ZM173 237V236H172ZM50 238H52V239H56L57 240V243L61 246V249H60V251H59V248H58V244L56 245V244H53V243H51V241H48V240H50ZM66 238H68V240L70 241H68V240H66ZM78 238V239H77ZM181 238V240H180V242H178V240ZM260 239L261 238H264V233L259 237ZM36 239H38L37 241V243L35 242L36 241ZM184 239V240H183ZM187 239V240H186ZM96 242V244H94L95 242ZM174 241H176V242H178V243H175ZM197 241V240H196ZM7 242V243H6ZM49 243V245H48V243ZM67 242L69 243L68 245H67ZM192 242V243H191ZM51 243V244H50ZM99 243V244H98ZM171 243V244H170ZM177 245V247H173V248H170L171 246L170 245H172V246H176L175 244ZM41 244V245H40ZM89 244V245H88ZM174 244V245H173ZM88 245V246H87ZM97 245V246H96ZM104 246V247H103ZM105 246H107L106 247V249H105ZM164 246V247H163ZM72 247V248H71ZM99 247H101V249L99 250ZM195 247H197V245L195 246ZM89 248V249H88ZM91 248V249H90ZM96 248V250H92V249H95ZM163 248V249H162ZM174 248H176L175 250H174ZM161 249V250H160ZM166 249H168L169 251L167 252V253H165L164 251L166 250ZM171 249H173L174 251H172ZM89 250H91V253H90V251ZM162 250H163V253H162ZM54 251V252H53ZM56 251V252H55ZM68 251V252H67ZM49 252V253H48ZM88 252V253H87ZM94 252V253H93ZM103 252V253H102ZM174 252V253H173ZM69 253V254H68ZM87 253V254H86ZM90 253V254H89ZM161 253H162V255H163V257H161L162 255H161ZM55 254V255H54ZM58 256H57V255ZM64 254V255H63ZM112 254H113V256H112ZM48 255V256H47ZM55 257H54V256ZM105 255V256H104ZM110 255L112 256V257H110ZM115 255H116V257H115ZM36 256V257H35ZM51 256V257H50ZM78 256V257H77ZM77 257V258H76ZM165 257V258H164ZM50 258H52V259H50ZM104 259V260H103ZM73 260V261H72ZM76 260V261H75ZM96 260V261H95ZM97 260H101V261H97ZM179 262H178V261ZM52 261V262H51ZM103 261H105V262H103ZM115 261H116V263H115ZM174 262V263H173ZM175 262H177V263H175Z\"/></svg>",
  "mask_w": 264,
  "mask_h": 264
}]
</instances>
